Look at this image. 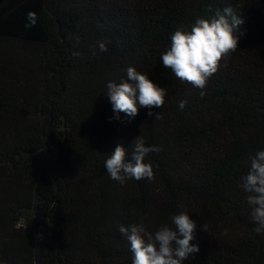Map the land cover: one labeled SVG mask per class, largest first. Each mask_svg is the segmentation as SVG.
I'll return each mask as SVG.
<instances>
[{
  "label": "trees",
  "instance_id": "1",
  "mask_svg": "<svg viewBox=\"0 0 264 264\" xmlns=\"http://www.w3.org/2000/svg\"><path fill=\"white\" fill-rule=\"evenodd\" d=\"M228 5L243 19L237 48L201 96L160 53ZM129 65L166 96L152 116L117 120L105 85ZM138 135L160 149L145 158L153 179H109L104 159ZM261 148L264 0H0V264H132L118 226L152 231L181 211L199 245L184 264H264L237 187Z\"/></svg>",
  "mask_w": 264,
  "mask_h": 264
},
{
  "label": "clouds",
  "instance_id": "2",
  "mask_svg": "<svg viewBox=\"0 0 264 264\" xmlns=\"http://www.w3.org/2000/svg\"><path fill=\"white\" fill-rule=\"evenodd\" d=\"M24 27H34L36 14H26ZM243 23L240 14L230 5L217 10L214 16L197 17L189 25L177 28L169 37V45L160 53L164 68L181 82L190 83L200 89V95L207 80L222 66L221 61L237 48L238 27ZM101 52L107 51L104 42H98ZM125 77L119 82L108 80L104 95L108 98L113 116L121 119V113L128 120L134 119L140 108H147V115H153V108L164 104L166 89L154 82L146 73L129 65ZM187 101L180 100L177 107L185 108ZM131 147L129 154L128 148ZM157 145L146 144L138 135L125 148L116 144L103 161L109 179L124 184L127 180H148L154 177L153 168L145 158L151 152H159ZM237 187L245 193L249 216L255 225L253 231L264 234V148L249 155L247 171L241 175ZM169 221L158 224L149 231L144 222L120 224L118 231L127 241L132 264H184L199 251L194 240L196 222L188 212L171 214Z\"/></svg>",
  "mask_w": 264,
  "mask_h": 264
}]
</instances>
